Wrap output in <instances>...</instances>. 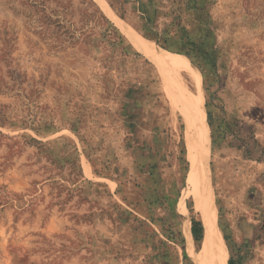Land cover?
<instances>
[{
  "label": "rangeland",
  "instance_id": "rangeland-1",
  "mask_svg": "<svg viewBox=\"0 0 264 264\" xmlns=\"http://www.w3.org/2000/svg\"><path fill=\"white\" fill-rule=\"evenodd\" d=\"M146 41L198 79L228 260L264 264V0H0V264H195L191 90Z\"/></svg>",
  "mask_w": 264,
  "mask_h": 264
},
{
  "label": "bare ground",
  "instance_id": "bare-ground-1",
  "mask_svg": "<svg viewBox=\"0 0 264 264\" xmlns=\"http://www.w3.org/2000/svg\"><path fill=\"white\" fill-rule=\"evenodd\" d=\"M143 44L140 46L142 53L153 62L159 63L173 73H177L178 70L185 72L187 78L184 79V82L191 90V99L189 102L186 104L181 100L180 104L181 109L185 112L184 118L185 123L187 122L188 129L187 147L190 163L188 182L192 188L193 198L197 206L203 210L205 216L204 239L201 250L194 258V263L227 264V247L216 225V212L207 198L208 187L205 173L204 123L203 116L201 115V106L195 96V92L198 90V79L189 66L178 64L176 59L174 60L169 55L157 51L153 44L148 41L143 42ZM204 204L205 206H203ZM187 233L190 234L189 231Z\"/></svg>",
  "mask_w": 264,
  "mask_h": 264
},
{
  "label": "trees",
  "instance_id": "trees-1",
  "mask_svg": "<svg viewBox=\"0 0 264 264\" xmlns=\"http://www.w3.org/2000/svg\"><path fill=\"white\" fill-rule=\"evenodd\" d=\"M189 232L192 235L195 241H200L203 238L204 228L200 221L196 219H191V226L189 228ZM227 264H234L233 257H230Z\"/></svg>",
  "mask_w": 264,
  "mask_h": 264
},
{
  "label": "crops",
  "instance_id": "crops-1",
  "mask_svg": "<svg viewBox=\"0 0 264 264\" xmlns=\"http://www.w3.org/2000/svg\"><path fill=\"white\" fill-rule=\"evenodd\" d=\"M251 230V231H250ZM250 232H251V234L253 235L254 234V229L252 228H250ZM246 238V237H245ZM244 238V239H245ZM244 239H242V240H244ZM239 240H240V238H239ZM248 264H254V250H253V252H252V255H251V257H250V261L248 262Z\"/></svg>",
  "mask_w": 264,
  "mask_h": 264
}]
</instances>
